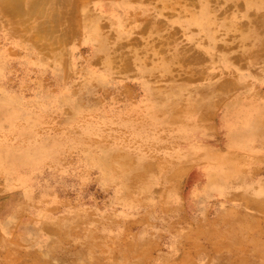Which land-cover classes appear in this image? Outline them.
Listing matches in <instances>:
<instances>
[{"label":"rangeland","instance_id":"rangeland-1","mask_svg":"<svg viewBox=\"0 0 264 264\" xmlns=\"http://www.w3.org/2000/svg\"><path fill=\"white\" fill-rule=\"evenodd\" d=\"M78 1L53 41L0 15V264H264V0Z\"/></svg>","mask_w":264,"mask_h":264},{"label":"bare ground","instance_id":"bare-ground-1","mask_svg":"<svg viewBox=\"0 0 264 264\" xmlns=\"http://www.w3.org/2000/svg\"><path fill=\"white\" fill-rule=\"evenodd\" d=\"M65 1H68L69 3H71V4H75V6L76 5H78V3L80 2V1H78V0H0V4H1V7L2 8H0V15H4V19H3V21L1 22V23H3V24H10L11 25V30L12 31H14V32H20V31H22V30H28L29 29V25H31L33 28H34V30H35V32L33 33V34H31V36L32 35H34L33 37H35V36H38V35H41V33H45V34H48L49 33V35H48V38H51L52 39V41H53V39H55V38H53V35H52V32L51 31H53V28L54 27H52V29H51V31H50V29H47V27H48V24L49 23H51V21H52V24L53 23H55L56 21V19H57V22L59 21L60 23L59 24H61V22H63V21H60L59 19V17L61 16L60 14L63 12V6L65 5L64 4V2ZM82 2V1H81ZM80 2V3H81ZM88 2V1H87ZM83 3V2H82ZM258 3H260V2H255V1H249V2H247V5L249 6H251V7H254L253 5H255V4H258ZM93 4V3H92ZM258 5H260V4H258ZM231 6V5H230ZM204 7V8H203ZM123 8V7H122ZM215 7L214 6H211V5H209L208 3L206 4V5H202V6H199L198 7V9L197 10H192V9H189V8H185V10H187V13H189L190 15H191V20H193V21H191L193 24H195V25H198L200 28H201V31H202V33H203V35L205 36V38L207 39V43L205 42V43H203L204 44V50H208L207 48V46H208V44L210 43V37L212 36V35H214L215 33H211V30H212V27H211V25L212 24H214L215 23V21L218 19V18H216L215 16H213L212 14H214V11H215ZM54 10H56V11H54ZM101 11V10H100ZM58 12V13H57ZM64 13V12H63ZM62 13V14H63ZM109 14H111V15H114V16H118L119 17V19L117 20V21H120V11L117 13V11L116 10H112L111 12H108ZM249 13V12H248ZM56 14H59L58 16L56 15ZM74 15V14H73ZM54 16L56 17V19L54 18ZM62 17V16H61ZM64 17H67L66 15L64 16ZM63 18V17H62ZM62 18H61V20H62ZM78 20V19H77ZM223 20V19H222ZM222 20H220V21H222ZM234 20L236 21V19H235V17H234ZM55 21V22H54ZM47 22V23H46ZM47 24V26H43L42 24ZM51 24V25H52ZM73 24V23H72ZM42 25V26H41ZM57 25H58V23H56L55 24V26L57 27ZM75 25V24H74ZM79 25V24H78ZM78 25H76V26H78ZM54 26V25H53ZM67 26V25H66ZM42 27H46L44 30H42ZM73 27V26H72ZM27 28V29H26ZM60 28H66V27H60ZM69 27H67V29H68ZM57 29H58V27H57ZM61 29V30H62ZM64 29H63V31H64ZM42 32H41V31ZM55 30H56V28H55ZM54 30V31H55ZM69 30H70V28L68 29V30H65V31H68L69 32ZM50 31V32H49ZM140 31V30H139ZM145 31V30H144ZM143 31V32H144ZM60 32V31H59ZM67 32V33H68ZM170 32V31H169ZM62 33V31L60 32V34ZM38 34V35H37ZM44 34V36H46ZM62 34H64V33H62ZM61 34V35H62ZM69 34V33H68ZM60 35V36H61ZM216 35H217V33H216ZM252 35V34H251ZM251 35H245L246 37L247 36H251ZM30 35L29 36H25L26 38H28V39H30V37H31ZM42 36V35H41ZM54 36H56V35H54ZM59 36V35H58ZM57 36V37H58ZM59 36V37H60ZM218 36V35H217ZM244 36V35H243ZM58 37V38H59ZM63 38V37H62ZM66 38V37H65ZM43 39V38H42ZM60 39V38H59ZM243 41L245 40L243 37L241 38ZM51 41V42H52ZM54 42H55V40H54ZM41 43H43V44H46V43H44L43 41H41ZM52 44V43H51ZM48 45V44H47ZM153 46H155V45H153ZM54 47V46H53ZM202 47V48H203ZM41 48H43V46H41ZM47 48V47H46ZM52 48V47H51ZM206 48V49H205ZM208 52L209 53H214V51H212V50H208ZM225 54V53H224ZM224 54H218L219 55V59L218 60H220V62H221V66H222V68H226V67H228L229 66V62L227 61V59H226V57H225V55ZM186 58V57H185ZM186 60H188V59H186ZM192 60V59H191ZM190 60V61H191ZM128 64V63H127ZM185 64V63H184ZM236 76L237 77H247V73H243V72H239L238 70H236ZM174 88V86H172V89ZM171 89V87L169 88V90ZM239 110H241V111H243L245 114H249L250 112H256V110H257V107L255 106L254 107V109H250L249 110V108L248 107H245V106H242V105H240V108H239ZM239 110H237V112L238 113H240L241 114V112L239 111ZM241 133L243 134V131H244V129H242V127H241ZM181 133H180V136H183L186 140H189L190 142H198L197 140H198V137L195 135V133L192 131V130H186V129H183L182 131H180ZM247 138H245L244 139V144H243V147L245 148L247 145H248V142H247ZM219 171H223L222 169H220V170H218V172ZM223 172H225V171H223ZM227 172V171H226ZM219 176V175H218ZM223 177H225V178H227V175H226V173H225V175L223 176ZM227 186H226V184H225V182L224 181H219V179H218V177L216 178V180L214 181V182H212L211 184H210V188L212 189V190H217L219 193H221V192H223L224 191V189L226 188ZM236 214V213H235ZM51 228H54V227H51ZM50 229V228H49ZM259 229V228H258ZM262 230H264V229H262ZM109 231V230H108ZM43 243H44V245L45 246H51V244L53 243L51 240H49V241H45V242H43V241H40L39 242V244H40V246L42 245L43 246ZM227 245H230L229 243H225V244H223V246H227ZM233 245H235V244H233ZM175 248H176V245H174V251H175ZM218 248V247H217ZM237 248V247H236ZM73 249L74 250H72V252H68L67 250H64V251H60L56 256H55V258H56V260H60V262H61V260H62V262H63V260H69V259H71V258H74L73 256H75V255H77V254H80V253H82V252H84V251H86V250H88V251H94V250H91L90 248H86L85 246H83V245H81V244H76L74 247H73ZM206 249H207V247H206ZM212 249H214L213 247H212ZM216 249V248H215ZM219 249V248H218ZM20 250V249H19ZM102 250V249H101ZM10 251V250H9ZM18 251V250H17ZM67 251V252H66ZM29 252V251H28ZM31 252V251H30ZM29 252V253H30ZM32 252H36V250H35V248H34V251H32ZM45 252H46V250H45ZM27 254L26 255V253H24V255H26V256H28V255H30V254ZM37 253H39V252H37ZM37 253H35V255H37ZM42 254H43V252H42ZM20 255H22V254H20ZM34 255V256H35ZM39 255V254H38ZM37 255V256H38ZM49 255H52V253L51 254H49ZM37 256H35V257H37ZM40 256V255H39ZM38 256V257H39ZM11 257H14V256H11ZM19 257V256H18ZM21 257H23V256H21ZM40 257H43V256H40ZM39 257V258H40ZM24 258V257H23ZM45 258V257H44ZM49 258V257H48ZM77 258V257H76ZM75 258V259H76ZM15 259V258H14ZM21 259V258H20ZM25 259V258H24ZM24 259H22V260H24ZM34 260V259H33ZM42 260V259H41ZM46 260V259H45ZM226 260V261H225ZM225 260H223V261H221V262H219V263H217V264H232V262H230L231 260L229 259V260H227V259H225ZM28 260H26L25 259V262H27ZM47 261V260H46ZM46 261H44V262H46ZM72 261H73V259H72ZM71 261V262H72ZM24 262V263H25ZM51 262V261H50ZM68 262V261H67ZM75 262V261H74ZM18 263H21V260H20V262L18 261ZM85 263V262H84ZM13 264H17L16 263V261H15V263H13ZM23 264V263H22ZM27 264V263H26ZM72 264V263H71ZM81 264H83V263H81Z\"/></svg>","mask_w":264,"mask_h":264},{"label":"crops","instance_id":"crops-1","mask_svg":"<svg viewBox=\"0 0 264 264\" xmlns=\"http://www.w3.org/2000/svg\"><path fill=\"white\" fill-rule=\"evenodd\" d=\"M262 61H258V64H260L259 65V68H262V69H264V58H262L261 59ZM260 83H264V82H260ZM239 105H242V106H245V107H248L249 108V110L250 109H254V107L256 106L257 107V109H259V107L261 108L262 107V105H264V102H257V103H255V104H243L241 101H240V103H239ZM247 142H248V140H247ZM227 175V174H226ZM227 179H228V175H227ZM246 188V187H245ZM261 188V187H260ZM225 190V189H224ZM256 192H258V191H256ZM223 194H224V191L222 192ZM258 197H260V194H258ZM237 212H235L236 214H238V215H246L245 213H243V211H241V210H236ZM235 214V215H236ZM253 220H255L254 218H252ZM205 221H206V219H204ZM256 227L257 228H259V224H258V221H256ZM233 244H235L234 246L235 247H237V243H233ZM210 252H211V254H213V250L211 251L210 250ZM244 253L243 252H241V251H236V254L235 255H243ZM208 256H206L205 257V259L207 258ZM224 259H227V258H224ZM223 258H220L219 260H214L212 263L213 264H217V263H219V262H221V261H223L224 260ZM228 260V259H227ZM237 260H238V257H236V261L235 262H237ZM240 260H243L242 258H240ZM230 262H232V261H230ZM233 263V262H232Z\"/></svg>","mask_w":264,"mask_h":264}]
</instances>
